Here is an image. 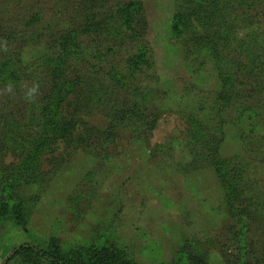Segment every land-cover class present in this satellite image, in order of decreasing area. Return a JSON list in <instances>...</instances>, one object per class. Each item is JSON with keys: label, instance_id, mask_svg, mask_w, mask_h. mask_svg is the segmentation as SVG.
Masks as SVG:
<instances>
[{"label": "rangeland", "instance_id": "1", "mask_svg": "<svg viewBox=\"0 0 264 264\" xmlns=\"http://www.w3.org/2000/svg\"><path fill=\"white\" fill-rule=\"evenodd\" d=\"M117 1L125 0H88V6L24 0L9 7L0 0V16L25 20L37 13L54 39L73 37L88 53V95L79 101L68 95L57 103L42 73L6 90L0 85V118L19 120L21 136L39 138L20 119L27 96L46 112L57 110L72 133L64 141L56 136L31 161H23L27 145L0 139V180L11 204L0 223V264H29L21 256L6 262L21 245L68 256L106 248L137 264H264V75L256 64L264 51V0H212L203 8L198 0H142L151 52L132 68L135 36L116 22L114 32L105 27ZM90 5L88 27L101 22L105 31L89 27L86 34L77 15ZM203 10L210 19L202 20ZM196 20L202 27L182 29ZM26 21L3 30L24 34ZM219 21L229 26L221 36L233 41L199 44L190 53L191 35L212 32ZM39 24L27 29L26 56L42 53L44 42L60 45L38 41ZM233 60L234 97L226 105L218 97V72ZM1 98L12 101L2 105ZM134 105L132 118L117 120Z\"/></svg>", "mask_w": 264, "mask_h": 264}, {"label": "trees", "instance_id": "2", "mask_svg": "<svg viewBox=\"0 0 264 264\" xmlns=\"http://www.w3.org/2000/svg\"><path fill=\"white\" fill-rule=\"evenodd\" d=\"M2 1H5L3 5L9 7V5L12 3L19 4L23 3L24 0ZM208 1L209 3H212V0H198V6L203 8ZM81 2L84 5L88 6V0H81ZM92 8L93 6L90 5V8H84L79 12L80 15H77V17L81 20V23H84V26H86V34H88L89 27L95 28L97 30L102 29L104 25L101 22H94L97 25L93 24L92 26L90 25L88 27V21H90L89 17H92L94 15ZM112 10L113 12H111L110 15L107 16L108 22L105 25L106 31L110 29L114 32L112 26L114 22H116L118 28H124L126 31L130 30V32L135 36V48L136 50H138L139 54L130 56L127 60V64L128 68L136 67L138 63L135 62L134 64V60L136 58L139 59L144 57L146 53L150 55L151 52V45L145 37L146 31L148 29V20L145 16L142 0H125L123 2L117 1L115 3L114 9L112 8ZM194 10L197 11L196 8H194ZM206 11L207 10L203 12L204 18H202V20L204 21L206 19H210V15L207 14L209 11ZM26 16H28L29 18L25 19L27 21L24 26L26 29L24 34L15 32L16 30L13 28V26H7L8 28H10V31L8 30L9 32L3 30V27L8 25L12 21L17 24H19L21 21H25L23 20V16L21 17L20 15L16 18H13L10 12L6 13L4 16H0V36H5L2 43V45L4 44V46L0 47V85L2 84L5 90L13 88L14 86L22 83L23 77L27 75H30V77H32L38 73H42L46 76V78L52 85L50 87V92H52L51 96L54 95V93H56V95L58 96V99L53 97L57 100V103L61 101L62 97L68 95H72L73 98L77 99L78 101L82 97L86 98L88 95V83L83 82V79L88 78L87 51L80 48V45L75 42L73 37L66 38L65 36L62 39L60 36V38L54 39V35H51V27H49V24L42 26V19H39L37 17V13L31 15H29L28 13L26 14ZM39 22V26H41V28L37 27V30L40 31L41 34L37 38L38 41L41 42L43 37L48 40L49 38H52L53 40L58 41V43L60 42V45L55 46V42L54 46H52V44L48 46L45 45L44 42L41 43L42 53L40 52V54L38 55L26 56L24 51L27 50V48L24 47V45L28 41L27 29L35 27V25H37ZM201 22L202 21H197V23L191 24L186 21L182 23L181 27L182 29L191 27L188 32H192L194 29L201 26ZM179 24L181 25V23ZM55 26H58V23ZM104 28L103 30L105 31ZM250 28L252 31L255 28L252 22L250 23ZM227 30H229V26L227 25V23L225 21H219L215 25V29L212 32L204 33L201 36L193 33L189 39V47H191L190 53L195 54V50L197 49V46L199 44H204L206 46H210L212 43H221L222 46L229 45L233 40H227L225 37L221 36V34ZM236 37L237 36H235L234 38ZM251 37L252 32L250 34H244L239 38H241V41L243 40L246 42V40ZM222 53L226 54L224 51ZM220 54L221 53L218 54V58L220 57ZM262 54H264V51H261L256 62L259 67L258 73L260 76L264 75V58L260 57L262 56ZM30 60L32 61L29 63L28 61ZM231 63L233 64L232 67L227 63H223L222 68L218 72L219 80L221 82V93L218 95V97L219 99H221L223 104L226 105L229 104L231 97H234V95H232L230 91L234 86V83L236 82L235 76H233L234 73H232L231 75V72L233 66L235 67V64L237 62L233 60ZM81 75H83L82 78L80 77ZM118 77L119 76H117L116 74H113L110 78L116 81V85L123 87L120 82L121 80ZM38 78H40V75H38ZM33 80L34 79L32 78V80L30 81ZM35 80L36 83L40 82L39 79ZM39 84H43L45 86L46 81H44L42 78ZM83 84H87V86L83 87ZM12 92L13 89L11 90V93ZM27 94L29 93L27 92ZM27 97L28 99L25 100L27 103L25 104L23 110L24 112L20 113L22 115L20 119L24 118V120L26 121L25 128H31L29 131H35L36 133H38L39 138L34 140L32 139V137L21 136L20 130H22L23 128L18 123L19 120H17L18 122H15L13 120L10 121L12 119L11 114L6 116L3 115L0 118V134L2 133L0 139L2 143L5 144V142H7L8 140H13L11 142L16 148L27 145L23 150V153L25 155V159L23 161H31L32 156H36L39 154L37 152L48 148L51 140L56 136H58L62 141L66 140L70 136L72 137V133H70V130H67L64 124L61 125L58 122L57 110L52 109L49 111L47 110L46 112L47 106H43L42 101L36 100L34 97ZM10 101L12 100L2 101L1 98L2 105L3 103H9ZM132 107L133 108H131L128 112H122L120 114V118H118L117 120L124 121L125 119H127V114H129V116L131 115L130 118H132L133 113L134 115L135 113H137V106L134 105ZM243 110L245 111V108H243ZM144 119V117H140L139 122L143 126H148ZM13 126L14 128H12ZM9 134L11 136H9ZM85 134H87V132L83 133V135ZM87 140L86 138L81 139V141L84 143H87ZM81 141H76L73 139L72 143L74 145H79ZM10 208L11 204L9 202V197L7 194V186L0 180V223L2 219L9 213ZM88 254H84L83 256H68L64 255L59 249L45 250L32 245H21L13 249L6 262L8 263V261L13 259L14 257L21 256L25 259V262L29 264H137L132 260L120 258L106 248L95 249L91 254Z\"/></svg>", "mask_w": 264, "mask_h": 264}]
</instances>
